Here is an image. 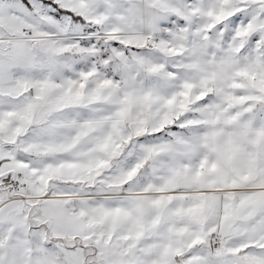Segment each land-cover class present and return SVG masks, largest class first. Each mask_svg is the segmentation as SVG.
Instances as JSON below:
<instances>
[{
    "label": "snow or ice",
    "instance_id": "1",
    "mask_svg": "<svg viewBox=\"0 0 264 264\" xmlns=\"http://www.w3.org/2000/svg\"><path fill=\"white\" fill-rule=\"evenodd\" d=\"M0 264H264V0H0Z\"/></svg>",
    "mask_w": 264,
    "mask_h": 264
}]
</instances>
